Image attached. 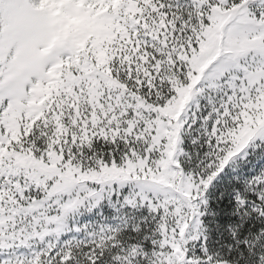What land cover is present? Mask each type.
<instances>
[{
	"label": "snow or ice",
	"instance_id": "snow-or-ice-1",
	"mask_svg": "<svg viewBox=\"0 0 264 264\" xmlns=\"http://www.w3.org/2000/svg\"><path fill=\"white\" fill-rule=\"evenodd\" d=\"M0 264H264V0H0Z\"/></svg>",
	"mask_w": 264,
	"mask_h": 264
}]
</instances>
